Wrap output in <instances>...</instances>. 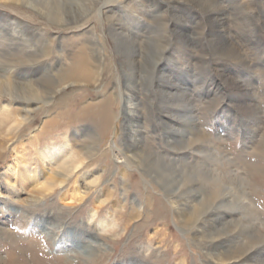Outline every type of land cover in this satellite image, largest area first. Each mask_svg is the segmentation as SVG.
Segmentation results:
<instances>
[{"label": "rangeland", "instance_id": "374dc122", "mask_svg": "<svg viewBox=\"0 0 264 264\" xmlns=\"http://www.w3.org/2000/svg\"><path fill=\"white\" fill-rule=\"evenodd\" d=\"M94 1L0 0V264H264V0ZM68 141L67 177L45 153Z\"/></svg>", "mask_w": 264, "mask_h": 264}, {"label": "bare ground", "instance_id": "6f19581e", "mask_svg": "<svg viewBox=\"0 0 264 264\" xmlns=\"http://www.w3.org/2000/svg\"><path fill=\"white\" fill-rule=\"evenodd\" d=\"M18 1V0H16ZM12 2V1H11ZM90 2L93 3H96L97 1H94V0H90ZM108 3V2H107ZM106 3V4H107ZM98 4V3H97ZM106 4L103 5L100 9H99V14L100 16H102V18H105V14L108 12V8H106ZM248 4V3H247ZM75 6V5H74ZM247 6V5H246ZM245 6V7H246ZM249 6V5H248ZM85 7V6H84ZM83 7V8H84ZM93 7V6H92ZM86 9V8H84ZM89 9V8H88ZM75 11V10H74ZM83 11V10H82ZM222 11V10H221ZM87 12V11H86ZM218 13V12H217ZM110 17V16H109ZM221 18V17H220ZM213 19V18H212ZM112 20V19H111ZM110 20V21H111ZM214 20V19H213ZM221 22V21H220ZM223 25V24H222ZM223 30V29H222ZM112 36L117 39V36H118V39L117 40H121V42H123L122 40H125V41H128L129 38H130V34L128 33V35H124L123 32L122 33H119V31L114 28L112 29ZM123 34V35H122ZM131 36L133 38V34L131 33ZM183 36V35H182ZM218 38V37H217ZM227 39V38H226ZM230 40V39H228ZM221 41V40H220ZM119 43V41H117ZM227 44V43H226ZM237 52V51H236ZM241 58L244 60V61H247V59L241 55ZM40 80H42V78H40ZM16 81V80H14ZM45 81V80H44ZM20 84V83H19ZM26 85V84H25ZM31 86H34V85H31ZM39 86V85H38ZM20 87V85H19ZM23 87H26L23 85ZM123 87V86H122ZM1 88H4L5 90L8 91V95L12 96L13 95V91H12V87H11V84L10 82H5L4 80H1L0 79V93L3 92V90ZM18 89V88H17ZM24 89V88H23ZM121 99H122V102H123V105H124V108H125V111H128V114L130 116V112H136L137 110L136 109H133L131 110V105H132V98H131V95H128L129 93L126 92V89L124 88H121ZM249 89V88H247ZM44 90V89H43ZM32 92L30 91H23V94L25 95V98L28 97V95L32 94V98H27V102L30 103V102H36L37 100H40L41 99V96H40V90L38 91L37 89L35 88H32L31 89ZM253 91V90H252ZM5 92V91H4ZM44 92V91H43ZM53 92V91H52ZM7 93V92H6ZM5 93V94H6ZM46 93V92H45ZM44 93V95H46ZM3 94V93H2ZM4 94V95H5ZM34 94V95H33ZM17 95V94H16ZM21 94H19L18 96H20ZM14 96V95H13ZM35 96V97H34ZM17 97V96H16ZM22 97V96H21ZM10 98V97H9ZM15 99V98H14ZM18 99V97H17ZM11 100V99H10ZM20 100V99H19ZM252 100V99H251ZM7 102V101H5ZM255 102V101H254ZM32 104V103H31ZM31 104H26L24 106V110H25V114L24 115H21L20 117V120L21 121H24L27 119V114L30 113V110H31ZM241 105V104H240ZM257 105V104H256ZM187 110V109H186ZM256 111V110H255ZM11 112V104L10 103H2L0 102V123L2 124L4 121V118L2 119V116L1 115H4V116H9ZM127 114V112H126ZM127 114V115H128ZM184 116H186L185 118H187V122H186V126L187 127H193L195 126V116H194V113L193 111L190 110V112H186V113H183ZM256 116V115H255ZM12 117L14 118V115H12ZM252 117V116H251ZM11 118V117H10ZM18 118V117H17ZM136 118L134 115L130 116L128 118V125H131L132 124V120ZM132 119V120H130ZM253 119V118H252ZM15 121H18V120H15ZM20 122V121H19ZM18 122V123H19ZM259 122V121H258ZM16 124V123H15ZM12 125V123H11ZM257 125V124H256ZM131 127V126H130ZM132 128V127H131ZM128 129V134L130 135V137L132 136V138L134 139L135 143H138V140L135 138L136 135H132V132L133 130ZM179 130V129H178ZM184 130V129H183ZM176 133V132H175ZM128 137V136H127ZM188 137V136H187ZM145 142V141H144ZM69 141L67 142L66 145H63V146H59L57 148H54V153L53 152H48V153H45V157L48 159V164L49 165H56V164H60V167L62 168V170L65 172V174L68 176L70 175H73L74 173H76L77 171L80 170V168L82 167V163L80 162H77L76 160H72L74 158V152L72 151V149H70L69 147ZM139 145V144H137ZM142 145V144H141ZM136 144L133 146L135 147ZM86 147V146H85ZM129 145L126 146V148H128ZM137 147V146H136ZM139 150V149H137ZM46 151V147H45V150H42L41 154H43L44 152ZM127 151L126 150L125 152H123V155L124 157H127L129 158V156L127 155ZM139 152V151H138ZM135 154V152H134ZM137 154V153H136ZM141 154V153H140ZM221 154V153H220ZM140 156V155H139ZM153 156V155H152ZM219 156V155H218ZM123 157V156H122ZM136 157V155H135ZM141 157V156H140ZM119 158L121 157H118V160ZM134 158V157H133ZM136 160H139L138 158H135ZM155 160V158H154ZM149 161V160H148ZM170 161V160H169ZM140 163V161H137ZM138 163V164H139ZM143 164V163H142ZM164 165V164H163ZM181 166V165H180ZM184 167V166H183ZM17 169V165L16 164H10V165H7V171L9 174H12L14 172V170ZM185 169V168H184ZM183 170V169H182ZM177 171V170H176ZM178 172V171H177ZM176 172V173H177ZM156 175V174H155ZM36 176V175H34ZM34 176H31L29 173H24L21 175V178H22V181H28L29 183L31 184H35L37 182V179L34 177ZM158 177V174L156 175ZM196 176V175H195ZM156 177V178H157ZM183 177V176H182ZM160 178V177H159ZM66 178L64 177L63 180H65ZM61 180V181H63ZM160 181V179H159ZM165 181V180H164ZM90 182L92 184H97L98 182H100V176L97 175V176H93L92 179H90ZM89 182V183H90ZM178 182V181H177ZM23 184V183H22ZM165 184L168 186L169 183H166ZM35 186V185H34ZM166 187V186H165ZM204 188V187H203ZM52 189V186L51 185H48L47 184H44L43 186H41L40 189H38V193L42 196H45L47 195ZM177 189V188H176ZM37 190V189H36ZM172 191H175V190H172ZM199 192V191H198ZM201 193V191H200ZM228 194V193H227ZM206 196V195H205ZM187 197V196H186ZM204 197V196H202ZM196 198V197H195ZM65 200L68 199V197L64 198ZM180 200H176V196L174 195H171L170 196V204L172 206V208H174V210L176 212H178V214H180L182 217L186 218L187 215L189 216L191 213H190V203L192 202L191 200L190 201H187L186 198H182L184 201H182L181 198H179ZM229 199V198H228ZM227 199V200H228ZM242 199V198H241ZM73 200V197L68 199L69 202H72ZM103 202H106V199L105 200H102ZM238 203V202H237ZM195 204V203H194ZM221 205H232L231 202L229 203H226V199H223L221 202H220ZM192 206V205H191ZM201 206V205H200ZM193 207V206H192ZM210 207V206H209ZM192 209V208H191ZM197 209V208H196ZM204 209V208H203ZM212 210V211H210ZM11 211V210H10ZM93 215L96 214L95 211H93L92 213ZM203 214H205V216H202ZM188 218V217H187ZM190 219V218H188ZM197 220H200L202 225L206 226V223H208V227H210L211 229L215 228L217 229V225H223L225 223H223V220L226 219L225 218V215L223 213H221L218 208L214 207V208H209V209H205L201 215H199L198 217H196ZM49 220V219H48ZM54 220V219H53ZM186 220V219H185ZM187 221V220H186ZM188 221H191V220H188ZM225 221V220H224ZM115 223L112 219H109V218H104V219H101L99 221V230L100 231H105L106 228H108V226H114ZM196 233V232H195ZM217 234V233H216ZM213 234H210L209 236L211 238H213L212 236ZM226 238V237H225ZM259 240V239H258ZM98 240H95V242H97ZM77 242V241H76ZM260 242V241H259ZM251 247V246H250ZM255 250V249H254ZM11 251V250H10ZM210 251V250H208ZM15 254V252H14ZM16 255V254H15ZM209 255V254H208ZM211 255V254H210ZM226 255V254H225ZM216 257V256H215ZM262 258V257H261ZM219 259V258H218ZM246 259V258H245ZM232 260V259H231ZM255 260V259H254ZM253 261V260H252ZM22 262V261H21ZM19 262V263H21ZM11 263V262H10ZM14 263V262H13ZM221 263V262H219ZM233 262H231L232 264ZM228 264V263H227Z\"/></svg>", "mask_w": 264, "mask_h": 264}]
</instances>
